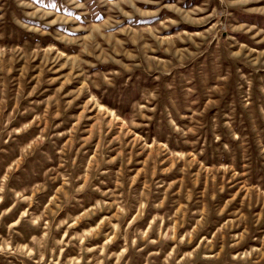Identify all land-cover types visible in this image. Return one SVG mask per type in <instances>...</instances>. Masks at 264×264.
Listing matches in <instances>:
<instances>
[{
  "label": "rangeland",
  "instance_id": "374dc122",
  "mask_svg": "<svg viewBox=\"0 0 264 264\" xmlns=\"http://www.w3.org/2000/svg\"><path fill=\"white\" fill-rule=\"evenodd\" d=\"M0 264H264V0H0Z\"/></svg>",
  "mask_w": 264,
  "mask_h": 264
}]
</instances>
